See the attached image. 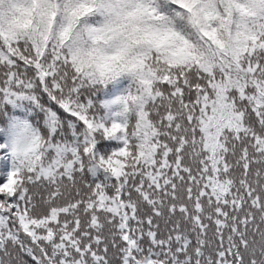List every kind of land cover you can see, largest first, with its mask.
<instances>
[{"label":"snow or ice","instance_id":"obj_1","mask_svg":"<svg viewBox=\"0 0 264 264\" xmlns=\"http://www.w3.org/2000/svg\"><path fill=\"white\" fill-rule=\"evenodd\" d=\"M0 264H264V0H0Z\"/></svg>","mask_w":264,"mask_h":264},{"label":"trees","instance_id":"obj_2","mask_svg":"<svg viewBox=\"0 0 264 264\" xmlns=\"http://www.w3.org/2000/svg\"><path fill=\"white\" fill-rule=\"evenodd\" d=\"M0 119H5V117L2 114H0Z\"/></svg>","mask_w":264,"mask_h":264}]
</instances>
